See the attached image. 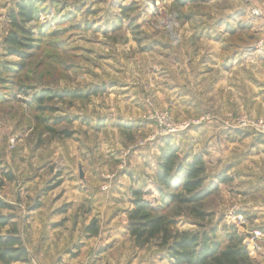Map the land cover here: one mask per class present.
I'll list each match as a JSON object with an SVG mask.
<instances>
[{
  "label": "rangeland",
  "instance_id": "1",
  "mask_svg": "<svg viewBox=\"0 0 264 264\" xmlns=\"http://www.w3.org/2000/svg\"><path fill=\"white\" fill-rule=\"evenodd\" d=\"M19 1L0 0L2 64L11 68L22 66L15 73H5L1 67V90H7L10 95H7L9 100L0 103V200L11 209L0 210V215H13L14 221L18 217L24 220L19 232L24 246H28L23 232L28 227L29 213L43 199L54 196L51 192L60 187L66 174L73 173L72 182L76 179L86 183L93 191L90 200L97 196L106 204L104 217L117 219L116 230L124 234L121 249L127 248L129 242L134 247L127 229L132 191L141 190L144 199L153 202L158 196L154 176L152 183L148 182V176L140 187L132 186L138 179L130 172L131 164L135 165L132 158L141 152L148 153L147 161H140L145 164L143 169L156 168L158 148L166 140L182 156L201 155L206 163V144L189 147L188 141L182 140L199 121L189 117L190 114L184 116L183 87H188L204 102L213 99L208 85L211 58L225 55L224 45H214L216 41L245 46L246 56L254 51L262 54L264 36L252 30V24L254 18L264 16V0H191L183 4L176 0H148L147 4L143 0H40L38 20L25 26L29 36L38 38L39 43L36 49L23 50L25 60L7 56L3 47L10 28L9 14ZM122 7L127 11L121 12ZM211 10L220 18L225 11L234 12V18H238L241 10H246L250 20L244 16L236 27L215 32L210 25ZM193 75L205 83L201 89L194 87ZM43 94L67 97L62 102L54 99L42 105L54 109L53 113L38 112L32 101ZM228 116L232 118L228 124L231 128L226 130L239 131L245 140L234 147L235 154H240L237 163L249 162L251 178L233 181L225 173L214 177L206 164L207 184H215L219 177L229 180L221 183L217 192L204 202V210L212 215L211 221L204 225L221 221L219 230L223 225L232 226L245 237L259 229L254 221L263 216L264 139L236 129L235 121L241 116L264 117L253 113ZM59 119L64 121H59L53 130H67L70 137H54L45 130ZM182 124L188 127L161 137L166 130ZM208 136H212L211 131L204 138ZM36 175L40 188L30 192L35 185L23 190L24 177ZM117 187H120L118 192ZM58 192L55 196L63 200L73 197L66 194V189ZM69 207L64 205L60 211L65 213ZM77 207L81 212L85 209L82 203ZM87 210L82 215V231L85 233L87 226L95 221L99 235L105 218L98 220L90 208ZM229 213L240 218L235 222L227 220ZM177 228L193 231L197 225L185 214L178 219ZM137 249L142 260L139 264L151 257L154 264L168 261L165 249L156 244ZM251 259L257 264V258ZM132 260L133 256L129 255L128 262Z\"/></svg>",
  "mask_w": 264,
  "mask_h": 264
},
{
  "label": "crops",
  "instance_id": "2",
  "mask_svg": "<svg viewBox=\"0 0 264 264\" xmlns=\"http://www.w3.org/2000/svg\"><path fill=\"white\" fill-rule=\"evenodd\" d=\"M217 14L212 10L209 14L210 25L215 32L236 27L238 20L243 19L244 16L247 17L248 21L250 20L246 10H241L238 18H234V12L230 11H225L221 18ZM252 30H257L264 36V16L253 19ZM217 43L221 44V47L224 45L225 55L211 58V73L208 78V85L213 99L204 102L200 97H196L188 87H183L182 96L186 99L182 108L184 109V116L190 114L189 117L198 118L199 121L182 140L183 143L187 140L189 147H192V144L195 146L202 143L207 145V154H205L210 175L215 174L213 175L215 177L225 173L233 181L236 178L250 180L249 162L243 160V163L238 164L240 154H235L234 149L238 142L243 143L245 140H242L239 131L232 132L226 129L230 127L228 124L232 119L228 115L253 113L259 114V117H264V50L262 54L257 55L256 53H259V51H254L253 55L246 56L245 46L231 45L227 41H216L214 45H217ZM2 56L0 55V63H3ZM193 80L195 81V88L201 89L205 84L200 78L195 79V75H193ZM205 114L210 115L203 117ZM208 131H211L212 136L204 138ZM260 138L264 139V137ZM183 143L181 147L185 145ZM259 143L255 144L258 145ZM148 157V153L141 152L132 158L136 166L133 167V164H131L130 172L134 176H138L136 182L132 183L135 188L143 185V179L146 178L147 180L148 176L150 179L148 182L152 183L156 168L151 167L149 171L148 169L144 170L143 166L145 164L140 163L141 160L145 163ZM24 159L26 160V157ZM12 172L14 171L12 170ZM29 175L32 174L29 173ZM66 175L65 181L63 180L60 187L51 192L54 193V196L49 192L50 199H43L40 206L32 210L26 220L28 227L26 230L24 229L23 240L28 241V246H25L28 252V264H139V262H142L141 254H138L137 248L130 246V242L127 248L121 249L124 234H120L117 231L118 229L116 230L117 219L115 217H104L106 204L101 202L97 196L90 200L89 194L93 191H91L89 185L76 179L72 182L74 180L72 179L73 173ZM127 175L130 176L129 173ZM122 176L125 177V175ZM20 177H22L21 173H19ZM24 178L23 190H29L30 187L35 185L36 188L33 191L29 190L30 192H35L37 188H40L38 184L39 175L34 178ZM120 182L119 179L118 183ZM247 184H249V181ZM119 188H115V191L118 192ZM61 189H66V194H73V197L69 199L64 196L68 198L66 200L59 196L56 197V193L58 190V193H60ZM79 203L85 205L82 212L77 207ZM64 205H71L65 213L60 211ZM88 208L92 210V215L98 220L103 221L105 218L102 222L104 227L101 229V233L91 239L86 238L87 235L82 231L84 224L82 223V215L88 211ZM261 212L263 216L261 219L254 221V226L257 225L256 227L264 233V210ZM18 218L14 222L20 231L25 222L20 217ZM123 250L130 251V254L123 253ZM129 255L133 256V260L128 262ZM256 258L257 264L264 263V242L262 250ZM160 263L172 264V261L169 259L168 261L160 260ZM13 264L26 263L17 262ZM142 264H154V258L151 257L149 261L146 260Z\"/></svg>",
  "mask_w": 264,
  "mask_h": 264
},
{
  "label": "trees",
  "instance_id": "3",
  "mask_svg": "<svg viewBox=\"0 0 264 264\" xmlns=\"http://www.w3.org/2000/svg\"><path fill=\"white\" fill-rule=\"evenodd\" d=\"M177 3L191 0H176ZM179 3V4H180ZM40 0H20L15 10L9 14L10 28L3 40L7 56H17L25 60L24 49H36L38 38H32L25 26L38 20ZM127 8L122 7L121 12ZM13 65V64H11ZM5 73H15L22 69L17 64L11 68L9 64H0V103L9 100L8 92L2 91L3 78L1 67ZM2 72V74H1ZM6 96H3V94ZM46 95V97H45ZM66 95L43 94L34 98L33 107L39 112H54L49 107L43 108L47 102L64 101ZM76 97V96H73ZM79 99V97H77ZM59 121L52 123L53 128H45L54 137H70L67 130H53ZM159 149L156 171L154 174L157 198L155 202L144 199L141 190L132 191V208L127 212L128 233L135 248H144L156 244L165 249L166 256L172 264H253L244 245V236L232 226L207 224L212 215L204 210V202L217 192L221 183L228 178L219 177L215 184L206 182L207 166L201 155L182 156L177 147L168 141H163ZM9 180L11 177L8 175ZM11 206L0 200V210L9 211ZM187 214L197 230L180 231L177 228L178 219ZM13 215H0V264L26 263L28 252L21 239ZM88 237L98 234L95 221L87 226Z\"/></svg>",
  "mask_w": 264,
  "mask_h": 264
},
{
  "label": "built area",
  "instance_id": "4",
  "mask_svg": "<svg viewBox=\"0 0 264 264\" xmlns=\"http://www.w3.org/2000/svg\"><path fill=\"white\" fill-rule=\"evenodd\" d=\"M117 1V0H116ZM145 4L148 3V0H143ZM118 7V6H117ZM256 14V12H254ZM236 129L251 132L260 137H264V119L252 118L250 116H241L235 121ZM188 127V124H182L179 128L166 130L162 138L169 136L174 131L185 130ZM168 128V127H167ZM103 189H107V187H103ZM240 218V216H236L233 213H229L226 216L227 220L235 222V219ZM264 242V233L260 229H254L251 232L247 233L244 238V245L248 251L250 257H257L262 249V245ZM264 264V263H261Z\"/></svg>",
  "mask_w": 264,
  "mask_h": 264
},
{
  "label": "water",
  "instance_id": "5",
  "mask_svg": "<svg viewBox=\"0 0 264 264\" xmlns=\"http://www.w3.org/2000/svg\"><path fill=\"white\" fill-rule=\"evenodd\" d=\"M79 177L82 178V174L81 173H80Z\"/></svg>",
  "mask_w": 264,
  "mask_h": 264
}]
</instances>
